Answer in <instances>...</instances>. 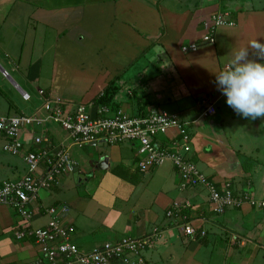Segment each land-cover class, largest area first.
I'll return each instance as SVG.
<instances>
[{"label": "crops", "instance_id": "1", "mask_svg": "<svg viewBox=\"0 0 264 264\" xmlns=\"http://www.w3.org/2000/svg\"><path fill=\"white\" fill-rule=\"evenodd\" d=\"M218 13L228 14L235 25L218 27L214 43L205 44L203 37L210 34ZM253 41L264 42V0H0V115L31 113L38 105L33 103L25 112L14 100V91L21 99L22 92L37 96L45 92L73 103L89 102L103 92L110 105L131 115L155 103L190 124V140L179 138L178 148L211 182H230L237 194L250 185L254 196L264 199V117L237 115L215 84L216 75ZM192 45L198 50L182 51ZM250 58H255L252 50ZM203 101L215 106V117L199 118ZM48 129L56 140L63 138L55 126ZM25 140L33 142L29 132ZM5 144L6 137L0 134V185L27 172L22 157L4 152ZM105 146L109 148L98 151L96 161L89 159L85 167L78 156L81 150L72 153L79 184L96 185L91 197L69 202L61 180L53 189L41 191L45 207L70 208L66 223L75 228L83 251L104 245L107 238L130 237L108 221L110 211L123 203L118 197L122 196L131 213L120 223L134 222L137 237L170 224L167 214L176 203L183 208L181 214L190 210L193 225L207 232L201 242L167 231L145 254L147 264H264L263 210L247 205L215 215L204 189L181 191L176 181L180 173L171 163L143 172L135 144ZM247 160H256L249 172L244 167ZM141 188L149 191L139 197ZM161 195L165 211L159 205ZM33 205L32 209L38 207ZM72 206H84V228ZM142 210L145 213L137 216ZM47 219L42 215L27 222L13 208L0 206L1 264L38 263L34 243L17 242L15 235L21 222L29 230L30 224L39 229ZM81 232L92 233L80 242Z\"/></svg>", "mask_w": 264, "mask_h": 264}, {"label": "built area", "instance_id": "2", "mask_svg": "<svg viewBox=\"0 0 264 264\" xmlns=\"http://www.w3.org/2000/svg\"><path fill=\"white\" fill-rule=\"evenodd\" d=\"M229 18L228 14L214 15L211 32L203 37V42L213 44L218 27L234 26ZM198 48V45L185 46L182 51L188 54ZM5 76L8 74L5 73ZM21 94L25 102H32L29 93ZM105 96L102 92L89 102L73 103L39 92V104L31 113L0 115V134L6 137L4 152L22 157L27 166V172L21 179L1 183L0 206L13 208L27 222H33L42 215L48 218L42 228L35 229L30 224V230L24 227L17 233L18 240L22 242H27L24 241L27 238L34 240L40 254V260L35 264H147L145 253L154 248L163 236L164 232L156 229L143 237L120 238L91 251H83L74 242L75 228L66 223L70 208L64 204L47 208L40 203L41 191L57 186L63 174H75L77 164L72 157L75 148L133 143L141 171H151L171 163L181 175V191L205 189L217 215L247 205L264 208V200L250 193L237 194L230 182L217 187L177 151L179 138L184 142L190 140L188 122L160 110L154 104H150L140 114L131 115L107 103ZM199 109V118H213L217 115V109L210 102L203 101ZM48 126H55L66 135L56 140ZM26 132L33 138L30 144L25 140ZM163 139H167L168 143ZM33 204L38 207L32 209ZM174 207V210L168 212L167 218L173 223L179 220L174 229L183 237L200 240L207 236L206 231L199 233L200 228L182 216L179 203L174 204Z\"/></svg>", "mask_w": 264, "mask_h": 264}, {"label": "clouds", "instance_id": "3", "mask_svg": "<svg viewBox=\"0 0 264 264\" xmlns=\"http://www.w3.org/2000/svg\"><path fill=\"white\" fill-rule=\"evenodd\" d=\"M250 50L255 58H250ZM215 84L237 115L252 120L264 117V42L241 48L227 70L216 75Z\"/></svg>", "mask_w": 264, "mask_h": 264}, {"label": "rangeland", "instance_id": "4", "mask_svg": "<svg viewBox=\"0 0 264 264\" xmlns=\"http://www.w3.org/2000/svg\"><path fill=\"white\" fill-rule=\"evenodd\" d=\"M12 86H13V88H15L14 85H12ZM29 93L32 96V102L24 103L25 101L24 102L22 101L20 94L15 93V91L13 92L14 100L16 101V103H18L17 105L20 106L21 109L24 108L23 110H25V112H28L30 109H32V104L33 103L36 104V102H37L39 104V101H38V98H37L38 96L36 94H33L34 92H31V91ZM26 108H27V111H26ZM12 114L14 115L15 113L12 112ZM26 114H28V113H26ZM203 120H209V119L208 118H205ZM206 122L207 121H204V123H206ZM50 129L55 130L53 127H51ZM60 132L62 133V135L64 134L61 129H60ZM38 133H40V132L38 131ZM65 135L66 134H64V136ZM187 142H189V141H187ZM99 146L100 147H99L98 150H96L94 148H85V149L83 148V149H77L76 150V153L79 150H81L80 152H78V156L81 157V158H84V161L81 162L84 167L87 166V161H89V159H91L92 161H96V159L98 157V153H97L98 151L101 153V152H103V150L106 151V149L109 148V147L105 146V144H101ZM178 147L179 146H178V143H177V151L180 152V150H179ZM181 154H183V153H181ZM255 161L256 160H254L252 162L253 165H254ZM66 175H68V174H63L60 177V180L62 181V186L61 187L64 189V191L67 193V195L71 197L68 200L69 202H72L73 199L81 200V198H87V197H91L93 195V193H94V191L96 189L95 183H93L92 181H89V182L84 181L83 184H82V186H81L79 184V182H78V179L76 178V176L74 174H69L71 176L68 175V177H65ZM141 175L142 176L143 175L145 176V174H143V173ZM180 176L181 175H179V177ZM179 177L177 175L176 181H177V184L179 183V187H180V185H181L182 182H181V177H180V182H179ZM147 191H149V190H144L142 188L139 189L138 190V196L139 197H142V193H146ZM43 196H45V192L43 193ZM118 197L121 200H123V203L120 204V208L119 209L118 208H115L114 210H111L110 211V214L108 216V221H109L110 225H112L113 228L116 229L117 231H121V230L122 231H125L126 233L124 234V236H127V235L129 236L130 235V237L131 236L137 237L136 235H138V234L135 232V229L133 228L134 225H135L134 222L128 224V221H127L125 225H122L120 223L121 220L123 218H125V216H127L129 213H131V211L129 210L130 207L127 205V202L124 201V199L122 198V196H118ZM123 197H127V196H123ZM163 198L164 197L161 195V197L159 199V205L165 211V210H167V205H164V204L161 203V201H162ZM72 209H73V211H76V212L79 211V214H78L79 215V222L81 223L83 221V223H81V224H83V228H84L85 221H86V216L84 214L82 215V212L84 210V206H81V207H74V206H72ZM182 210H183V208H182ZM136 213H137V216L139 215V217H141L145 212L142 210V212L136 211ZM72 214H73V216H75L74 213H72ZM116 219H119V221H116ZM70 221H71V219H70ZM178 221L179 220H177L171 226H166V227L162 228L163 229L162 231L163 232H167V231H176V232H179L177 229L172 230V227H176V224L178 223ZM132 228H133L134 231L132 230ZM76 233L77 232H75V234H74V236H75V241L74 242H76L79 245V247L81 249H83L82 245L78 243V240H77L78 237L76 236ZM91 233L92 232H81V235H80L81 241L80 242H82L83 239L89 238L91 236ZM118 233L119 232H116L114 235L117 236V235H119ZM15 238H16V241L17 242L26 243V242H22L21 240H18L17 234L15 235ZM107 239L110 240L111 238H107ZM108 240H105L104 242H106V241L107 242H110L111 241V240L110 241H108ZM34 245L36 247V244L35 243H34ZM94 248H95L94 246H92V247L86 246L84 248V251H91ZM3 258H4V256L2 254H0V264H1V260Z\"/></svg>", "mask_w": 264, "mask_h": 264}, {"label": "trees", "instance_id": "5", "mask_svg": "<svg viewBox=\"0 0 264 264\" xmlns=\"http://www.w3.org/2000/svg\"><path fill=\"white\" fill-rule=\"evenodd\" d=\"M106 102H107V100H106ZM108 103V102H107ZM152 104H154V105H156L160 110H161V108L157 105V104H155V103H152ZM163 111V110H162ZM53 136H54V134H52ZM163 141H164V139H163ZM168 141V140H167ZM187 159V158H186ZM189 163H191V164H193V165H195L198 169H199V167L193 162V161H190L189 159L187 160ZM252 162H249L248 160L245 162V165H244V167H245V169H246V171L247 172H249V170L252 168ZM157 169V168H156ZM152 170H155V169H152ZM177 170V169H176ZM200 170V169H199ZM178 171V170H177ZM201 171V170H200ZM202 172V171H201ZM228 183V182H227ZM226 183V184H227ZM224 185V184H223ZM223 185H221V184H218L217 185V187H222ZM181 186V185H180ZM180 189H181V187H180ZM197 189V188H196ZM250 189H251V186L250 185H248V190H245V191H242V192H240V193H238V194H246V193H250V194H253L251 191H250ZM205 190V189H204ZM206 191V190H205ZM206 193H207V191H206ZM207 195H208V193H207ZM254 195V194H253ZM208 199H209V197H208ZM262 200H264V199H262ZM209 201V200H208ZM209 204H210V201H209ZM211 205V204H210ZM173 210L175 209V207L173 206V208H172ZM236 209H240V208H236ZM259 210H263L264 211V208H262V207H259L258 208ZM212 212L215 214V215H217L214 211H213V209H212ZM182 216H186L187 217V219H189V221H193V218L191 217V215H190V210L188 211V210H186V211H184L183 212V214H182ZM171 221V220H170ZM21 222V221H20ZM172 224H174L172 221H171V223L170 224H168L167 226H171ZM26 225V224H25ZM22 222H21V227H19V230L18 231H21L22 229H23V227L25 226ZM173 229V228H172ZM159 230H163V229H160L159 228ZM154 232V231H153ZM163 232V231H162ZM199 233H201L202 232V229L200 228V230L198 231ZM152 233V232H151ZM164 233H166V232H164ZM163 233V234H164ZM207 233V232H206ZM150 234V233H149ZM182 238H185V237H183L181 234H179ZM145 236V235H144ZM143 237V236H142ZM208 237V235L205 237V238H203V239H200L201 240V242L203 241L204 242V240L206 239ZM131 238H134V237H131ZM186 239V238H185ZM161 240V239H160ZM24 241H27V242H31V243H34V240H32L31 238H27V240L25 239ZM159 241V240H158ZM158 243V242H157ZM156 243V244H157ZM147 253V252H146ZM145 253V254H146ZM145 259H146V256H145ZM146 262H147V259H146Z\"/></svg>", "mask_w": 264, "mask_h": 264}, {"label": "water", "instance_id": "6", "mask_svg": "<svg viewBox=\"0 0 264 264\" xmlns=\"http://www.w3.org/2000/svg\"><path fill=\"white\" fill-rule=\"evenodd\" d=\"M105 165H106V164H103L101 167H103V166H105ZM77 171H78V170H76V172H75V173H77Z\"/></svg>", "mask_w": 264, "mask_h": 264}]
</instances>
